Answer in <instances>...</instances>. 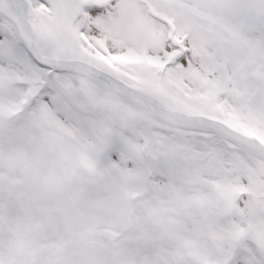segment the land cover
I'll use <instances>...</instances> for the list:
<instances>
[{"label":"snow or ice","instance_id":"snow-or-ice-1","mask_svg":"<svg viewBox=\"0 0 264 264\" xmlns=\"http://www.w3.org/2000/svg\"><path fill=\"white\" fill-rule=\"evenodd\" d=\"M0 264H264V0H0Z\"/></svg>","mask_w":264,"mask_h":264}]
</instances>
